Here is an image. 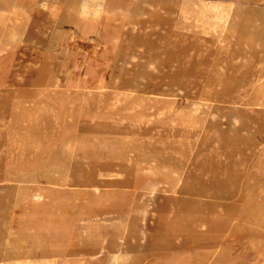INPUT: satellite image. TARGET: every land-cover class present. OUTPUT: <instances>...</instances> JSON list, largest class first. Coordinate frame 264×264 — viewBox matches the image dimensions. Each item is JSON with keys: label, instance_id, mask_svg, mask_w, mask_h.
I'll list each match as a JSON object with an SVG mask.
<instances>
[{"label": "rangeland", "instance_id": "rangeland-1", "mask_svg": "<svg viewBox=\"0 0 264 264\" xmlns=\"http://www.w3.org/2000/svg\"><path fill=\"white\" fill-rule=\"evenodd\" d=\"M98 3L50 0L59 15L36 8L11 41L0 27V88L29 83L0 93V264H264V95L218 89L238 62L264 74V0ZM73 13L101 39L65 41ZM217 148L249 169L241 200Z\"/></svg>", "mask_w": 264, "mask_h": 264}, {"label": "bare ground", "instance_id": "bare-ground-1", "mask_svg": "<svg viewBox=\"0 0 264 264\" xmlns=\"http://www.w3.org/2000/svg\"><path fill=\"white\" fill-rule=\"evenodd\" d=\"M48 1L49 0H42L41 1L40 6H39V9H40L39 13L44 14L45 12H47L49 10ZM90 1L93 2V6L98 5L101 8L103 5V3L99 4L98 0H90ZM87 5L88 4L85 2V6H87ZM2 11H3V13L1 16L2 18H0V27L3 30H5V33H4L5 40L11 41L16 36L23 35L24 33L21 32V29L23 26L22 17H25V16L23 15L22 11L19 9H16L14 7L12 1L10 2L9 6L2 8ZM82 18L83 17H78V15L73 13V15H72L71 19L68 21V23L72 25V27L74 28L75 31H73V32L67 31L66 35L64 37L65 41H66V38L68 39L71 37L72 38L73 37L74 38H78V37L79 38H83V37L84 38H90V40L93 41L97 27L95 24H91V23L89 24V23L85 22ZM256 33H259V31H256ZM50 35L52 37L59 35V29L55 28V27L52 28ZM26 36L27 37H29V36L30 37H36L35 35H31V34H27ZM176 46H177V43H175V41H174L173 50L167 51L170 60H174L176 58L175 54H177V52H176V50L174 51V48ZM2 52L3 51L0 49V72L2 71V67L5 64L4 58L6 56L4 54L2 55ZM243 55H244V49L243 48L238 49L237 50L238 59H241V57ZM21 57L25 58L26 56L22 55ZM257 67H258L257 64H244L243 65V64H240L238 62L237 64H235V66L233 68H227L226 69L227 77L223 80V83H222V85L219 86V88L217 85V88L219 90H221L223 93H229V92L233 91L238 96H242L245 98H249L251 96V94H253V93H261L262 95H264V74L263 75L260 74V76H258L256 79H253L251 77V74H250L251 71L256 72L255 70L257 69ZM191 68H192V66H191ZM51 82H52V80H48L46 87L38 89L37 95L42 98V97H46V95L48 93L53 92L54 85ZM8 83H9V86L7 87V89L6 88H0V93L11 92L12 91L11 85H13L15 83L19 84V85H28L29 84L28 81H25V79L23 77L18 76L17 74L10 75ZM217 83H218V80H217ZM7 95L9 97H12L10 94H7ZM132 127H134V126H132ZM203 129H205V128H202L200 130V132L196 134V137L201 138L203 141L211 140V134H210V131H208L209 128H206L208 132H206V130L203 132L202 131ZM201 133H202V136H200ZM179 137H181V136H179ZM190 137H192V136H190ZM217 156H218L217 172L225 169V170H227V174H228L229 178H231V179L237 178V179L241 180L242 184H240V185H242V189H241V194L239 197L241 200L243 198V196H245V194H246V180L249 179V169L247 167H245V165L244 166L239 165V163H238L239 158H236L233 161V163H231L229 165L221 163V159L223 157L226 158L228 156V154H225V152L221 148H217ZM231 156H233V155H231ZM245 156H247V155H245ZM213 189H215V188H213ZM127 242H131V241L128 240ZM51 257H54V256H51ZM53 260L54 259L49 258L47 260L48 264H53L54 263ZM19 264H24V263L19 262Z\"/></svg>", "mask_w": 264, "mask_h": 264}, {"label": "crops", "instance_id": "crops-1", "mask_svg": "<svg viewBox=\"0 0 264 264\" xmlns=\"http://www.w3.org/2000/svg\"><path fill=\"white\" fill-rule=\"evenodd\" d=\"M12 2H13V5H14V7L16 8V9H19V10H21L22 11V13H23V15L25 16V15H31L35 10L37 11V9H38V15L39 14H43V13H39V6H40V3H41V1L42 0H39V2H37L36 0H31V4L29 5V7H24L23 6V3H24V0H11ZM138 0H135V2H137ZM50 3V0L48 1V5H49V10L47 11V12H51L52 14H54L55 15V17L56 16H58L59 15V12H60V7L58 6V5H56V4H49ZM56 7H55V6ZM92 6H93V2H92V4H91ZM37 8V9H36ZM136 9H138V7H136ZM53 10V11H52ZM108 18L110 19V20H115V19H117L118 21H120V18H121V13H120V11L119 10H117V9H111L109 12H108ZM40 17V16H39ZM85 22H87V23H91V24H95L96 25V32H95V35H94V39H93V42H96L97 40H100L101 39V31H100V28H99V26L97 25V23L94 21V20H92V19H89V18H87V17H83L82 18ZM120 23H122L123 24V27H124V29H126L127 28V26H128V20H125V19H122V21H120ZM40 24H43L42 22H41V20H38L37 21V25H40ZM40 26H42V25H40ZM50 34V33H49ZM125 34V30H124V33H123V35ZM31 35H35V36H38L39 34H37L36 32H33ZM40 36V35H39ZM90 38H85V40H89ZM45 49V48H44ZM46 51H44L43 49H39V48H36L35 49V51H36V53L38 54V55H41V54H43V52H47L48 53V49H45ZM119 52H120V49H119ZM119 52H118V54H119ZM46 53V54H47ZM117 54V55H118ZM21 59H24V58H21ZM20 58H19V61L21 60ZM29 60V61H35V60H40L39 58H30V57H27L26 56V58L24 59V60ZM23 61V60H22ZM44 66H47V65H45V64H43ZM42 64H38L37 66L38 67H40V66H43Z\"/></svg>", "mask_w": 264, "mask_h": 264}]
</instances>
